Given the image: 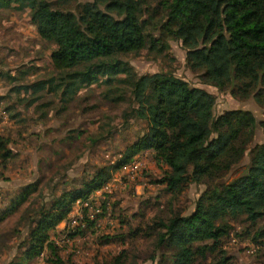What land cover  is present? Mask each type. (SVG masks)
<instances>
[{"label":"trees","instance_id":"16d2710c","mask_svg":"<svg viewBox=\"0 0 264 264\" xmlns=\"http://www.w3.org/2000/svg\"><path fill=\"white\" fill-rule=\"evenodd\" d=\"M148 5V0H92L66 10L49 0H29L22 6L30 8L41 38L57 47L51 59L61 85H67L64 95L92 86L100 77L102 85L111 86L123 75L121 83L132 89L137 104L135 117L148 124L147 132L114 166L102 168L82 188L63 192L37 212L21 244L25 262L49 254L60 264L52 233H60L76 204L88 202L114 173L148 151L167 168L158 183L174 196L190 184L208 185L231 174L250 151L244 173L219 191L204 192L191 215L157 223L158 247L171 251L158 264H198L216 254V264H228L222 251L223 239L232 232L228 218H244L253 242L264 239V226L256 229L264 221V143L252 146L258 125L264 130V120L258 123L251 112L241 110L216 116V97L205 89L171 73L138 77L123 59L147 49L164 54L171 41H179L189 69L202 84L236 98H252L264 111V0H158L150 9ZM54 82L30 89L41 91ZM8 144L0 137L4 164L14 158ZM38 189L32 184L18 194L0 214V225ZM81 227L68 238L84 235ZM125 256L115 264H123Z\"/></svg>","mask_w":264,"mask_h":264},{"label":"rangeland","instance_id":"374dc122","mask_svg":"<svg viewBox=\"0 0 264 264\" xmlns=\"http://www.w3.org/2000/svg\"><path fill=\"white\" fill-rule=\"evenodd\" d=\"M49 1L54 7L75 10L92 0ZM156 1L148 3L156 5ZM28 2L0 0V137L14 154L11 161H0V214L29 185L39 189L0 225V264H57L49 254L22 259L21 244L28 239L37 212L63 192L82 188L102 168L114 166L147 132L148 124L135 117L137 104L132 89L121 83L123 75L111 86L102 85L100 77V82L64 95L67 85H61L51 59L57 47L39 35L30 8L22 7ZM123 59L138 77L171 73L205 89L216 97V116L241 110L251 112L258 123L264 120L263 109L252 98H236L230 91L202 84L189 69L187 51L179 41H171L164 54L147 49ZM52 79L55 82L41 91L30 89ZM263 143L264 130L258 125L252 146ZM249 163L250 151L231 174L208 185L190 184L182 195L174 196L158 183L167 168L153 152L141 154L114 173L112 181L90 198L89 208L76 204L60 233H52L60 264H115L124 252L123 264H158L171 251L158 247L157 223L174 215H191L204 192L219 191L222 184L241 176ZM226 223L232 227L222 247L228 264H264V239L253 242L244 218H228ZM81 224L84 235L70 240L68 236ZM263 226L264 221L256 229ZM217 256L198 264H216Z\"/></svg>","mask_w":264,"mask_h":264},{"label":"built area","instance_id":"2783aa9c","mask_svg":"<svg viewBox=\"0 0 264 264\" xmlns=\"http://www.w3.org/2000/svg\"><path fill=\"white\" fill-rule=\"evenodd\" d=\"M133 172H135V171H133ZM89 202H90V201L84 203V206H85L86 208H89V207H90V203H89ZM100 213H101V208H98V209H97V214H100Z\"/></svg>","mask_w":264,"mask_h":264}]
</instances>
